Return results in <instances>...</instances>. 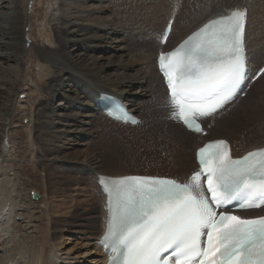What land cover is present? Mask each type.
<instances>
[{
  "label": "bare ground",
  "instance_id": "1",
  "mask_svg": "<svg viewBox=\"0 0 264 264\" xmlns=\"http://www.w3.org/2000/svg\"><path fill=\"white\" fill-rule=\"evenodd\" d=\"M20 1L23 0H0V264H104L105 256L95 242L104 224L100 216L99 221H96L92 227V232L84 229L85 231L81 233L75 231L73 226H65L68 225L66 223L68 219L58 221L59 218L56 216L57 221L55 220L53 224L55 226L48 229V222L51 220L47 221L45 218L46 225H43L45 223L41 225L35 214L32 215L34 212L32 204L35 205L36 202L31 198V192H36L40 198L42 196L31 187L33 190L30 189L29 195L27 194L30 202H25L28 200L25 193L26 186L25 184V187L22 186L24 182L19 172L22 168L20 162L23 156L19 159L18 152H14L12 147L15 135L19 132L16 123L26 119L27 142L32 143L34 139H37L36 141L41 144L40 153H43L41 157L38 155V149L37 155L32 151L35 162L37 159L38 163L39 161L51 163L52 167L58 171L75 170L78 176H94L90 178L95 180L100 174L153 175L144 172H106L99 159L100 156L93 153L91 147H86L87 145L95 146V142L104 137L120 138L124 137L129 130H139L144 131L145 136L151 134L158 140L153 153L156 157H160L158 154L163 153L165 157L152 158L151 164L155 166L159 163L167 167L177 162L178 172L183 176L186 160L181 158L183 146L180 145L175 134L170 133L165 137L157 138L144 119L142 124L146 125L143 126H129L112 121L99 111L95 96L98 92L104 91L123 99L133 110L139 108L141 100L148 96L144 86L148 87L151 77L157 84L159 96L162 95V89L159 86L161 79L155 68V57L159 51L169 49L205 20L225 14L229 9L241 7L248 9L250 6L252 11L256 12L255 8H261L262 5L260 6L259 0H204L186 5L182 9L186 14L182 16L179 12L176 18L174 17L172 31L166 45L162 46L155 39V28L160 26L157 12H160L161 8H158V5L162 0H33L32 11L28 16L24 14ZM197 5L199 11H197ZM261 17H258L260 20L253 25L254 35L252 38L249 37L250 39L246 34L247 23L245 25L248 55L252 63L256 65L258 62H264V22ZM179 18L182 20L180 21ZM140 21L143 24L136 27ZM26 22L27 26H25ZM178 24L181 25V29L174 37L177 34H175V28ZM129 25L130 29H137L135 32L139 34L140 40V43L136 45L138 49L135 48L133 51L128 49L124 39L127 37L124 36L125 26L130 27ZM141 60L145 63L148 73L146 71L143 73V68H140L141 70L138 68ZM73 75L76 79H73ZM41 81L44 82L43 85ZM79 84H83L84 89L80 88ZM263 97L264 95L261 97L262 100H264ZM151 100L155 102L154 99ZM230 114L228 116L231 117ZM95 129H100L102 134L99 135L98 140L94 141V144L93 142L88 144L87 140L94 135ZM257 129L264 134V121ZM108 131L111 133L108 134ZM183 134L184 136L194 135L189 132ZM235 135L232 134L228 139L234 156L264 146L263 144L241 149V141H238ZM208 139L215 138L203 137V140ZM81 146L84 147L78 149ZM173 153L175 158L171 156ZM170 156L171 158H168ZM24 165L23 163V167ZM47 175L50 178H45L48 179L46 186L51 196L62 195L63 197L64 184L61 183L63 181H60L59 174L49 171ZM75 178L77 179V176ZM96 188L98 190L97 184ZM99 195V212L105 216V211L102 210L104 196L100 193ZM62 197L59 199H63ZM52 201L43 203V216L47 218L52 215L48 212L53 211L55 215L60 213L57 212L59 209H54L57 204L55 205ZM78 201L75 202L78 203ZM83 206H86L87 210L91 208L88 199L84 201ZM61 207L64 206L61 205ZM71 209L67 212L70 213ZM67 212L61 213L64 216L68 214ZM248 213L250 214L244 216L263 214L264 210ZM70 234L77 239H80L79 236L83 234L85 236L81 238L82 240L85 238L84 240L91 241L89 243L85 241L87 245L82 243V240L79 243L76 241L72 247L66 248L72 242L69 238Z\"/></svg>",
  "mask_w": 264,
  "mask_h": 264
},
{
  "label": "rangeland",
  "instance_id": "2",
  "mask_svg": "<svg viewBox=\"0 0 264 264\" xmlns=\"http://www.w3.org/2000/svg\"><path fill=\"white\" fill-rule=\"evenodd\" d=\"M199 1L202 2L204 0H198V1L197 0H184V1L183 0H171V1L170 0H162V2L159 1L158 8H161V10H160V12H157L158 13L157 17L159 19L160 26H159V28L156 27L155 31L162 29L164 23L166 22L167 18L171 14L176 13L175 14V18H176L177 14L180 12V15L183 16L186 13L184 14L183 13L184 11H182V9H184V7L186 5L196 4V2L198 3ZM33 2H34L33 0L20 1V5L23 8V12L27 16L32 11L31 7L33 6ZM259 3H260V6L261 5L262 6H261V8H257V7L255 8L257 14H256V12H254V10L252 11V8L250 6H248L247 19H246V23H247L246 27H248L246 29V31L248 30L246 32V34H247L248 39L252 38L253 37L252 35H254L252 32V28H253V25L255 23L257 24V22L260 20V18H258V17L262 16L261 18L264 19V16H263L264 15V8H262V7H264V0H262V1L259 0ZM196 7H197V11H199L198 5ZM259 9H260V11H259ZM259 12H261V13H259ZM182 16H179V17L181 18ZM263 19H262V21L264 22ZM181 20L182 19H180V21ZM141 22L142 21H140V23L138 22L136 27H140V25L143 24ZM25 24H26L25 26L28 25L27 22ZM144 24H145V22H144ZM249 27H250V29H249ZM130 28H131V26L130 27L125 26V35L124 36H127V37H124V39L126 40V43L128 44V47H129L128 49L130 51H133V50H135V48L138 49V47L136 45H138V43H140V40L138 39L139 34H137L135 32V30H137V29L132 30ZM180 29H181V25L178 24L175 28V31H176L175 34L176 33L177 34L174 35V37L179 34L178 32L180 31ZM29 32H30V30H29ZM28 37H30L29 39H31L30 35ZM131 37H132V39L133 38L134 39L132 40ZM248 43L251 44L250 40H248ZM132 47H133V49H132ZM139 63H140L139 64L140 66L138 65V68L139 69L143 68L142 72L146 71L148 73V71L144 65L145 63H143V61L139 62ZM263 63L264 62H258L257 65L254 63V66L259 67ZM143 73H145V72H143ZM72 77H73V79H76V77L74 75ZM41 82L40 83L43 85L44 82L43 81H41ZM77 82H79V81H77ZM79 85H80V88L84 89L85 86L83 84L82 85L79 84ZM147 86L148 87L144 86V88H145V90L147 89L146 95H148V96H146L147 98H143L141 100L142 102H140L139 108H136V111L140 112V113H138L140 116L143 114L142 119L145 120L146 124L150 125L148 128H150V130H152L153 133L155 132L154 134H156L157 138L165 137V136L169 135L170 133H173L176 135V138L178 139L180 145L183 146V152H182L181 158H184V161L186 160L184 162L185 168L183 169V172L185 171L184 172V175H185L189 171V167L191 165H193V167L195 166V163L193 161V151H194L195 146H197L200 143V141H198V137H196L195 135H192V136L191 135L190 136L185 135L184 136L183 133L186 131L183 132V130H181V127H177V125H171L163 118L164 117L163 116V110L161 108V103L159 102V90H157L158 87H157V84L155 83L153 77L150 78V81L148 82ZM159 86L162 87L161 84ZM262 95H264V73L256 80V82L253 83V85L251 86V88L248 90L247 94L244 97H241L238 102L235 99L237 103L234 102L235 101L234 100L233 101L234 104L232 102V104H230L231 106L230 105L228 106L229 109L225 107L226 109L225 110L223 109L224 111L222 110V111L218 112L215 116H218L219 114H222L223 112H225V113H223L219 117L213 119L211 122H209L206 125L207 130H208L207 137L208 138H226V136H227V139H229L232 136V134L233 135L236 134L237 136L236 135L235 136L237 137V140L241 141V144H242L241 149L242 148L247 149V148H250L253 146L263 145L264 144V134H262L260 131L258 132L259 129H257L258 126H261L263 124V121H264V100L261 99ZM151 99H154L155 102H152ZM150 101H151V103H150ZM158 106H160V107H158ZM229 113H231L230 114V115H232L231 117L228 116ZM215 116H213V118ZM211 119H212V117L207 119L206 121H209ZM26 122H27V120L24 119V120H21V122L19 121V123L18 122L16 123V125L19 127L17 130L19 132L17 133V135H15L17 137V139L15 137V140L12 143V147H13L14 152L15 151H16V153L18 152L17 156L19 159H21V157L23 156L22 160L20 162L23 169L20 168L19 172H20V178L22 176L21 180L24 182V183H22L23 184L22 186L23 187L26 186V192L25 193H26L28 200H26L25 202L26 203L30 202L28 195H29V190L31 189V187H33L34 190L38 191V193L41 194V196H42V198L39 197L38 200H35V202H36L35 205L32 204V209L34 208L33 209L34 212L32 215L35 214L34 216H36L37 221L39 223H41V225L43 223H45L43 225H46L47 222H45V221L51 220L50 222H48L49 223L48 229H51L52 227H54L55 225H53V224L55 223V220L57 218H59V219H57L58 221L62 220V219L64 221H66L68 219L66 222V223H68V225H65V226L66 227H69V225L73 226V229L75 231H78V232L82 231L83 232V230L86 229V231L92 232V230H93L92 227L96 224V221H99V216H100V212H99L100 204H99L98 192H97V189L95 186V180H94V178H90V177H94V176H87V175L78 176L79 174L75 170H70V171H66V172L58 171V170H56V168L54 169L52 167L51 163H45L44 161H39V163H38L37 159L35 162V158H34L35 156L32 153V151L35 152L36 155H37V151H39L38 155L41 157V154L43 155V153H40L42 148L40 149L41 144L36 141L37 139H34V141H36V142H34V141L32 143L27 142V138H26V134H25ZM146 124L144 123V124H142V126L146 125ZM95 130H94V135L91 136L90 139L87 140V141H89L88 144L92 143V142H93L92 144H94V141L96 139L98 140L100 138L99 135L102 134V132H100L101 130L100 129H98L96 131ZM129 132H126V135H124V137L122 136L120 138H109V139H107L105 137L101 138L97 143L95 142V144H96L95 146L94 145L93 146L87 145L86 147H89V148L91 147L90 148L91 151H93V153H95L98 157L100 156L99 159H101V162H102L103 167H104L106 172H113V173H116V172L117 173H125V172L142 173V172H144L147 174L161 175V176H164V175H166V176L167 175L177 176V175H179L178 174L179 173L178 172L179 171V165H177V162H176V164H173V165H170L167 167L164 165H161L159 163H157L155 166H153L151 164V162H153L152 158L164 157L163 153L158 154V156H160V157H156L155 153H153L155 151V143H156V141H158L156 138L155 139L153 138V135L147 134L145 136V134L143 133L144 131L140 132L139 130H131V131L129 130ZM107 133L109 134L111 132L108 131ZM178 135L179 136L181 135V136L179 137ZM189 138H191V139H189ZM187 140H188V142H187ZM257 142H258V144H257ZM36 144H38V145H36ZM35 146L38 148H36ZM83 147L81 146L78 149H81ZM176 153H177V151H176ZM171 156H172V158H175L174 153ZM171 156L168 158H171ZM187 160H188V162H187ZM23 163L25 164L24 167H23ZM34 166H35L34 170H36V172L33 170ZM24 171H25V174H24ZM27 171H29V172H27ZM49 171L51 173L55 172V173L59 174L60 181H63L61 183L64 184V187H62V188L64 190L63 194H65V195H63V197H62V195L56 196L57 199H59V197L63 198V199H59L60 201L57 199H54V198H56L55 195H54V197H53V195L51 196V193L49 192V189L46 186L48 179L50 178V176L47 175ZM28 173H30V174L28 175ZM38 173H40V174H38ZM75 173H77V174H75ZM45 176H47V177H45ZM75 176H77V179L75 178ZM42 178L44 180H42ZM45 178H48V179L46 180ZM24 184H25V186H24ZM27 188H29V189L27 190ZM31 190H33V189H31ZM46 190H48V191H46ZM65 191H67L68 194L71 192V194L68 195L67 192H65ZM73 194H75V195H73ZM65 196H68V197H65ZM50 197H51V199L49 200ZM70 198H72L71 200H73V201L74 200L75 201L80 200L81 202L80 201H78V203H76L75 201L71 202ZM87 199L91 203V208L89 210H87L88 208L86 206H83L84 201ZM51 201L55 205L57 204L54 209L55 210L59 209V211H57V212H60V213L55 215V213H53V211L48 212L52 215H50V217L48 216V218H47V216H43L44 214H43L42 208H44L45 203L47 204V203H50ZM82 201H83V203H82ZM69 202H71L73 206ZM61 203H63V204H61ZM67 204H70V205L67 206ZM61 205L64 206L65 208L61 207ZM76 205H79L80 207H78ZM70 206H72L71 207L72 209L70 208ZM61 208H64V209H61ZM82 208L84 211L82 210ZM69 209H71L70 210L71 212L69 211L71 214L67 212V210H69ZM62 211L67 212L69 215L64 214V216H63V213H61ZM88 211H89V213H88ZM80 212H82L83 214ZM77 214H79V215H77ZM61 215H62V217H61ZM67 215L69 217H67ZM56 216H57V218H56ZM45 218H46V220H45ZM50 223H52V224H50ZM72 223H73V225H72ZM43 229H45V228H43ZM84 236L85 235L82 234L79 236L80 239H77V238H75V236L70 234L69 238L72 239V242L66 248L72 247L74 245V242L76 243V241L79 243V241L82 240L81 238H83ZM84 239L82 240V243H85V245H87L86 242L89 243V241H91V240L88 241V240H84Z\"/></svg>",
  "mask_w": 264,
  "mask_h": 264
},
{
  "label": "water",
  "instance_id": "3",
  "mask_svg": "<svg viewBox=\"0 0 264 264\" xmlns=\"http://www.w3.org/2000/svg\"><path fill=\"white\" fill-rule=\"evenodd\" d=\"M32 197H33V199H37L38 195L35 192H32Z\"/></svg>",
  "mask_w": 264,
  "mask_h": 264
},
{
  "label": "flooded vegetation",
  "instance_id": "4",
  "mask_svg": "<svg viewBox=\"0 0 264 264\" xmlns=\"http://www.w3.org/2000/svg\"><path fill=\"white\" fill-rule=\"evenodd\" d=\"M193 29H194V28H193ZM193 29H192V30H193Z\"/></svg>",
  "mask_w": 264,
  "mask_h": 264
}]
</instances>
